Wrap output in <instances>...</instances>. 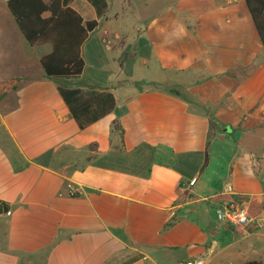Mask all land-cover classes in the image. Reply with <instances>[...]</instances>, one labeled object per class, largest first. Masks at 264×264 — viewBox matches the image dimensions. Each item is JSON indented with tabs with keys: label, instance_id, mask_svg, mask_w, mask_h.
<instances>
[{
	"label": "crops",
	"instance_id": "0c3cea01",
	"mask_svg": "<svg viewBox=\"0 0 264 264\" xmlns=\"http://www.w3.org/2000/svg\"><path fill=\"white\" fill-rule=\"evenodd\" d=\"M79 1L69 5L99 22L106 49L120 50L108 0L102 14ZM3 12L0 45L18 29ZM138 31L149 53L123 57L140 58L141 76L119 79L123 63L108 81L71 79L107 86L117 101L83 129L40 52L35 73L0 82V201L11 210L0 216V264H238L226 259L264 236L216 217L234 202L252 222L264 218V49L245 0H176ZM138 80L149 84L130 86Z\"/></svg>",
	"mask_w": 264,
	"mask_h": 264
},
{
	"label": "trees",
	"instance_id": "16d2710c",
	"mask_svg": "<svg viewBox=\"0 0 264 264\" xmlns=\"http://www.w3.org/2000/svg\"><path fill=\"white\" fill-rule=\"evenodd\" d=\"M70 1L7 0L6 7L30 47L48 46L49 49L41 53V67L46 76L56 82V88L72 117L79 128L83 129L114 111L117 101L115 94L107 86L93 83V88L86 91L60 82L82 76L86 65L83 45L99 25L96 19H84L69 5ZM89 1L98 14H102L107 7L106 0ZM245 2L264 49V0ZM167 90L183 99L188 98L183 87L168 86ZM238 264L263 262L250 259Z\"/></svg>",
	"mask_w": 264,
	"mask_h": 264
},
{
	"label": "rangeland",
	"instance_id": "374dc122",
	"mask_svg": "<svg viewBox=\"0 0 264 264\" xmlns=\"http://www.w3.org/2000/svg\"><path fill=\"white\" fill-rule=\"evenodd\" d=\"M175 1L176 0H108L109 15H111V13H117V16L114 19H111L114 23H108L122 32V36L124 37L120 42L122 48L120 50L118 47H113L110 50L106 49L102 43V38L105 36V34H103V28H97L87 39L83 48L86 65L82 75H84V77L90 75L100 81H108L110 76L114 77L118 74L119 66L124 63L123 71L118 74L119 79L120 77L130 79L135 76H141V72L144 70H142L143 68L140 64V58H137L134 54L123 57V52H126L127 49H135L140 55L147 56L149 53L148 40L138 31V27L140 24L144 25L146 19L157 14L164 8L171 6ZM80 3L81 2L79 1V4ZM1 10L4 11L2 17L4 18V13H8V16L6 17H9V19H11L10 21H12L10 22V25L15 27L12 15L7 12L6 5L0 2V11ZM92 11L95 13L93 7ZM85 14H87L88 17L92 16L87 11H85ZM4 36L7 38L4 39L2 41L3 44L0 45V82H3V88H8L12 85L11 83H16V81L18 84L21 83L22 79L19 77L12 81V75L14 73H17L24 68H28L30 72L35 73L40 65L38 61L36 62L34 60L36 55L35 52H45L47 46L36 48L30 47L18 29L17 32H13V30L9 31L7 29ZM8 43L10 44L7 45ZM60 82L67 86L73 84L71 79H64ZM83 83L86 86V91L92 88V83ZM123 84H126V82H123ZM130 84L132 83L129 82L128 85ZM147 84L149 83H146V81L138 80L135 81L134 85L130 86L141 88L147 86ZM8 103L9 98L6 101L7 105ZM248 225H255L258 230L260 228L259 231L264 232V218L261 220H255V222L247 224V226ZM258 240L257 247H253L251 252L245 250L239 259L231 257L232 259L227 258L226 260H230L233 263H240L248 260V256H252L250 259H259L264 264V236ZM216 263L217 261L212 264Z\"/></svg>",
	"mask_w": 264,
	"mask_h": 264
},
{
	"label": "built area",
	"instance_id": "2783aa9c",
	"mask_svg": "<svg viewBox=\"0 0 264 264\" xmlns=\"http://www.w3.org/2000/svg\"><path fill=\"white\" fill-rule=\"evenodd\" d=\"M10 213L11 210L7 208L6 204L0 201V216L10 215ZM216 217L219 221L233 226L247 225L254 221L245 206L234 202L220 205L216 209ZM179 264H205V259L198 256L187 259Z\"/></svg>",
	"mask_w": 264,
	"mask_h": 264
}]
</instances>
